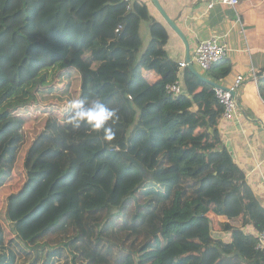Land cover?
<instances>
[{
    "label": "trees",
    "instance_id": "trees-1",
    "mask_svg": "<svg viewBox=\"0 0 264 264\" xmlns=\"http://www.w3.org/2000/svg\"><path fill=\"white\" fill-rule=\"evenodd\" d=\"M48 5L0 0V264H264L246 232L264 231V205L223 142L224 107L169 57L152 3L73 0L55 33ZM133 20L149 24L143 51L124 35ZM232 72L227 57L200 71ZM80 97L119 109L113 141L66 123ZM153 240L174 252L147 254Z\"/></svg>",
    "mask_w": 264,
    "mask_h": 264
},
{
    "label": "crops",
    "instance_id": "crops-1",
    "mask_svg": "<svg viewBox=\"0 0 264 264\" xmlns=\"http://www.w3.org/2000/svg\"><path fill=\"white\" fill-rule=\"evenodd\" d=\"M159 1L169 17L185 33L192 60L201 42L217 37L226 45V57L233 64L232 74L220 85L231 87L237 77H244L238 92L242 110L239 109L233 121H222L220 131L225 146L246 173L249 184L264 205V125L256 122H264V103L257 74L264 68V11L260 9L264 7V0H240L236 9L224 7L220 0ZM151 7L148 6L151 16L163 22L154 8L150 10ZM228 12L236 14L235 21L233 16L227 20ZM168 32L170 39L166 49L169 57L179 64L185 63L184 43L170 29ZM135 38L142 41L139 32ZM246 232L258 233L252 228H247ZM214 237L229 241L230 235L215 234Z\"/></svg>",
    "mask_w": 264,
    "mask_h": 264
},
{
    "label": "built area",
    "instance_id": "built-area-1",
    "mask_svg": "<svg viewBox=\"0 0 264 264\" xmlns=\"http://www.w3.org/2000/svg\"><path fill=\"white\" fill-rule=\"evenodd\" d=\"M139 0H124L126 5V12L133 10V3ZM142 1V0H140ZM222 5L230 6L236 9L240 5V0H220ZM213 6V4L211 5ZM119 32V30H118ZM227 55V47L222 41L213 37L207 41L201 42L194 54L193 62L196 63L201 69L209 70L214 64L224 59ZM180 68H186L187 65L182 62L179 64ZM244 81L243 76L237 77L231 87H226V90L215 89L216 97L220 101V104L224 107V113L222 117L223 122L233 121L239 112L238 99L234 96L235 92H239L242 82ZM168 95L178 97L183 94V88L180 83L169 85L166 88ZM132 100V98H129ZM264 103V99H263ZM257 250H264V231L257 233Z\"/></svg>",
    "mask_w": 264,
    "mask_h": 264
},
{
    "label": "clouds",
    "instance_id": "clouds-1",
    "mask_svg": "<svg viewBox=\"0 0 264 264\" xmlns=\"http://www.w3.org/2000/svg\"><path fill=\"white\" fill-rule=\"evenodd\" d=\"M67 107L70 115L66 123L73 129H79L83 125L104 142H111L116 138L117 132L112 123L119 119L118 108L109 107L98 97L71 99Z\"/></svg>",
    "mask_w": 264,
    "mask_h": 264
},
{
    "label": "rangeland",
    "instance_id": "rangeland-1",
    "mask_svg": "<svg viewBox=\"0 0 264 264\" xmlns=\"http://www.w3.org/2000/svg\"><path fill=\"white\" fill-rule=\"evenodd\" d=\"M224 7L232 8L226 5ZM72 8H73V0H49L47 14L42 17V26L43 27L46 26L43 30L44 31L48 30L49 33H55L61 27V24L64 22V20L71 13ZM153 8L151 7L150 10L152 11L155 9ZM260 9L264 11V7H260ZM155 12L158 13V15L161 17V15L156 9H155ZM227 14L229 15L227 17L228 21L231 20L232 16L233 17L234 15L236 16L235 13L233 15L231 14V12H228ZM161 19L163 20L162 17ZM233 20L235 21V17ZM138 22L136 23V20L130 21V24L127 25L126 29L124 30V35H127V36L133 35L131 36L132 38L134 37V35L137 34L136 31H138L139 36L142 39L140 45L142 46V48L145 49L151 39L150 32H149V24L145 21H140L139 23ZM135 24L136 25L139 24V26L137 27ZM196 66L198 67L200 71H203V69H201L197 64ZM133 94L136 96L135 93ZM206 233H207V230H206ZM184 239L189 241L190 236H185ZM166 240H167L166 238L162 239V241H166ZM160 247H161L160 241L153 240V242H151L149 246L146 248L145 252L148 251L147 254H156V255H162V256H165V255L169 256L171 253L174 252V250L172 249L173 247H171V244H169L168 250H165V251L161 250Z\"/></svg>",
    "mask_w": 264,
    "mask_h": 264
},
{
    "label": "water",
    "instance_id": "water-1",
    "mask_svg": "<svg viewBox=\"0 0 264 264\" xmlns=\"http://www.w3.org/2000/svg\"><path fill=\"white\" fill-rule=\"evenodd\" d=\"M153 7L159 12V14L161 15V17L163 18V20L166 22V24L170 27V29L178 35V37L182 40V42L184 43L185 47H186V57H185V64L187 65V69L193 73L196 77H198L200 80L210 84L211 86H213L215 89H223L226 90L227 88L216 83L213 82L209 79H207L206 77H204L196 68V66L194 65L192 58H191V52H190V46H189V42L188 39L185 35V33L182 31V29L175 23V21L173 19H171L169 17V15L166 13V11L164 10V8L162 7L161 3L159 0H149ZM238 92L234 93V96L237 97L238 99ZM238 104V108L240 110H242V107L240 105V102H237ZM246 115V113H245ZM247 116V115H246ZM255 122V121H254ZM256 122H260L262 125H264V122L262 120L256 121ZM124 155L126 156V153H124ZM126 158L133 163L138 169L139 171L143 174L146 175V172L144 170V168L138 163L136 162L134 159L127 157ZM137 264H139V260L137 259Z\"/></svg>",
    "mask_w": 264,
    "mask_h": 264
}]
</instances>
